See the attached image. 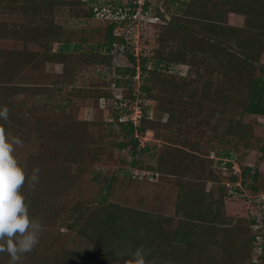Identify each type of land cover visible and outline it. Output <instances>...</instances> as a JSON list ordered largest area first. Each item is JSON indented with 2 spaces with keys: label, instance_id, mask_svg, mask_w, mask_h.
Wrapping results in <instances>:
<instances>
[{
  "label": "trees",
  "instance_id": "1",
  "mask_svg": "<svg viewBox=\"0 0 264 264\" xmlns=\"http://www.w3.org/2000/svg\"><path fill=\"white\" fill-rule=\"evenodd\" d=\"M128 1L129 7L134 9L132 12H135L139 7L137 0ZM189 3L191 5L186 18L179 15L173 18L174 15L171 14L167 23L162 24L160 42L167 50L166 57L163 58L162 55V58L151 59L154 70L145 80L146 84L140 87L144 95H150L157 100L162 116L168 115L166 121H157L153 124L156 121L149 120L143 113L139 124L135 125L132 120H120L121 114L115 111L113 117L119 127L122 141L103 143L105 133L102 129L98 134L99 143L92 144L94 147L84 144L76 150L71 149L69 153L74 163H82L84 157L78 159L76 154L78 152H84L86 155L87 151L94 150L97 146H104L105 149L110 147L113 150L124 149L130 145L132 156L130 166L135 170L153 173L151 176L157 174L176 176L180 179L186 177L184 180L187 182L184 187L182 186L184 190L175 210L178 218L176 226L173 230H168L167 226L172 220L170 217L158 216L155 219L151 215L136 213L131 208L118 205L105 208L100 203L97 205L99 210L96 208L92 214L91 210L86 212L85 222L78 231V238L84 239V242L79 240L81 248L58 251L57 258L60 260L58 264H127L134 259L133 253L140 247L144 249L146 264H254L251 262V255L255 253L257 237L264 236V229L254 232L252 226L256 222L253 219H238L230 225L228 221L220 219L219 215L225 205V199L233 197L232 193H226V184L238 183L239 188L235 190L239 193H242V187H245L250 195L259 194L264 191L262 189L264 187H257L254 182L259 180L260 173L252 171L249 166L241 167L240 174L232 173L231 163H227L225 165L229 174L223 176L220 166L212 167L214 157H210V153H215L218 158L229 159L232 152L237 154L242 151L240 150L242 147L250 148L252 129L242 122V118L245 115L264 117V66L259 68L255 66L260 53H264V0H190ZM141 7L143 11H147V16L157 14L161 16L157 11L150 12L149 0H144ZM4 9L25 15L23 39L27 43L36 45L41 51L23 50L19 54L21 58L17 63L11 60L14 53H10L9 58L0 52L2 95L5 94L8 84L13 79L12 75L18 68L34 66L38 60L61 62L67 77L75 71V55L82 43L73 41L76 34L73 30L64 29L56 23L55 14L67 9L73 19H91L95 14L91 0H0V12H7ZM227 13L243 16L244 26L223 27L221 23L210 24L207 21L222 20ZM146 15L142 13L140 16L141 23ZM197 18L201 19L199 27H190L197 22L195 21ZM109 23L105 31V41L100 46L106 53L102 55L101 63L108 64L109 57L123 53L124 57L134 64L137 57L135 58L127 40L129 35L133 38V32L122 25L124 22ZM147 23L151 24L146 22L142 25L146 26ZM190 29L194 30V34L190 33ZM2 30L4 28L0 24L1 39L12 38ZM179 38L181 41L177 44ZM54 44L57 48L51 53ZM96 48L91 46L89 51L98 50ZM120 48H125L126 51L121 52ZM145 62L146 60L142 59V73L146 71ZM173 64L197 67L205 65L206 72L217 75L215 77L217 80H208L204 83L206 90L198 96V90L187 85L186 82L181 86L180 92L175 90V78L168 74L164 78L158 77L157 85H149L154 81V79L150 81V78L159 73V66L168 67ZM123 71L128 73V80H132L135 76V69H123ZM218 75H223L225 79L219 80ZM123 83L119 79L115 81L118 87ZM129 83L128 81L126 84ZM94 88L88 92V95L96 99L102 98L104 93H101L98 87ZM19 89L23 91L21 88L17 90ZM154 89L157 91L154 92ZM33 95L40 93L36 94V91H33ZM76 95L88 96L81 89H76ZM3 96L0 97V108L12 106L11 101L9 105L5 103ZM49 99L50 96L44 97L41 108L37 109L38 112L49 109L45 103L49 102ZM204 102L211 104L212 107L203 117H199ZM69 103L70 100L66 99L65 105L57 109L64 110ZM41 114L39 118V115L29 110L23 116L20 110L18 112L9 110V122L0 119V126L4 127L9 138L16 136L22 140L30 130H39V121L45 119ZM216 116L220 119L226 116L229 119L227 122L224 121L227 124L220 132H217L220 123L212 125L210 131L213 133L207 139L209 118ZM73 120L75 119L71 121ZM147 131H152L157 139H161L158 133L161 131L170 136L165 137L163 142L171 140L161 146L155 166L143 165L136 159L139 153L148 149H141L139 143V136L142 137ZM175 134L180 136L179 141L173 139L176 138ZM39 136L43 137V135ZM262 141L264 145V139ZM177 142L180 143V148ZM260 151L264 154V146ZM44 154L41 152L38 154L39 158L29 157L20 160L19 166L24 169L27 176H31L33 168L45 165ZM237 155L239 158L242 156L240 153ZM236 160L241 165V159ZM249 179L252 183H246ZM208 182L212 183L209 189L206 188ZM46 187L44 179L41 178L35 185L34 192L29 190L27 183L22 189L32 218H39L42 205L49 202L45 201V196H39L45 192ZM106 188L108 192L109 186ZM261 203L264 205V199ZM76 211L77 209L74 208L73 214ZM82 220V217H75L67 227L74 230ZM76 243L78 244L77 241L73 242L71 246L74 247ZM33 252L25 254L23 260L31 257ZM260 258L264 260V255ZM8 260L7 253H0V261L8 263ZM36 264H43V260L39 262L36 260ZM45 264L53 263L47 259Z\"/></svg>",
  "mask_w": 264,
  "mask_h": 264
},
{
  "label": "rangeland",
  "instance_id": "2",
  "mask_svg": "<svg viewBox=\"0 0 264 264\" xmlns=\"http://www.w3.org/2000/svg\"><path fill=\"white\" fill-rule=\"evenodd\" d=\"M139 1L140 4H143V0ZM189 1L149 0L150 12L157 11L161 13V16L157 14L158 19L155 20L144 19L142 23L152 22L151 24L147 23L146 26H143L140 21H131L133 17L130 14L132 10H129L128 0H91L95 11L91 19H73L69 16L67 9H62L63 11L60 10L55 14L56 23L64 29L73 30L76 33L73 41L82 43L75 55V71L67 77L61 62L38 60L34 66L24 65L25 68H22L23 66L18 68L13 73V79L8 84L5 94L3 93L4 96L0 91V97H4L5 103L8 104L11 101L12 106L8 107L10 111L18 112L20 110L25 116L29 110H32L33 113L39 115V118L41 113V117H45L41 121L38 118L39 130L29 129L30 132L26 133L25 138L21 140L22 145L15 146L16 151L14 152L18 162L29 157H38L41 152L45 153L44 157L46 158L45 165L39 167V180L43 178L47 186L45 192L39 196H45V201H49L48 204L44 203L40 210L39 220L43 230L32 256L22 260V264H36V260L38 262L43 260V264H45L47 259L53 264L55 262L58 264L60 261L57 258L58 251L69 248L80 249L79 240L84 242V239L78 238V231L82 223L85 222L86 212L91 210L92 214L96 208L99 210L97 205L100 203L105 208L113 205L131 208L136 213L151 215L155 219L158 216L170 217L172 220H170L171 224L167 226L168 230H173L176 226L178 218L175 215V210L183 193V187L186 185L187 181L184 180L186 177L180 179V177L168 175L154 174L151 176L153 173L135 170L130 166L132 160L130 145L124 149L114 148L113 150L110 147L105 149L104 146H97L94 150L87 151L86 155L84 152H78L76 153L78 159L84 157L82 163H74L69 153L71 149L76 150L81 145L99 143L97 141L98 134L102 129L105 133L103 143L122 141L119 127L113 117L115 111L119 115L121 114L120 120H132L135 125L139 124L143 113L148 116L149 120L156 121L153 124H156L157 121H166L168 115L162 116L157 100L150 95H144L140 87L146 84L145 80L154 70L151 59L162 58V55L163 58L166 57L167 50L160 42L162 24L167 23L171 14L174 15L173 18L175 15L186 18L191 5ZM25 18V15L20 12H0V24L4 28L2 31L12 36V38L1 39L0 34V52L9 58L11 57L10 53H14L11 60L15 63L21 58L19 54L23 50L41 51L36 45L27 43L23 39ZM120 19L130 21L129 24L122 25H125L128 31L133 32L134 39L129 35L127 40L135 58L137 57L135 63L129 62L123 53L111 58L108 56V64L101 63L102 55H106L105 49L100 47L105 41L106 27L110 25L109 22L122 21ZM195 21L197 24H191L190 27H199L201 19L197 18ZM207 21L210 24L221 23L223 27L241 28L244 26V17L233 13H227L222 20ZM190 33L194 34V30L190 29ZM202 34L204 33L202 32ZM180 41L181 38L176 43L179 44ZM91 46L97 47L98 50L90 52L89 47ZM56 48L57 46L54 44L51 53ZM120 51L126 50L120 48ZM142 59L146 60V71L143 73L141 71ZM255 66L258 68L264 66V53H260ZM123 69H135V76L132 80H128V73H125ZM158 72L154 75L155 77L150 78V81L154 79L155 82L153 81L149 85H157L158 79L164 78L168 74L175 78V90L180 92L181 86H184V82H186L187 85L198 90L197 96L206 90L204 83L208 80H217L215 78L217 75L206 72L205 65L200 67L179 64L168 67L161 65ZM118 79L124 82L119 87L115 85V81ZM218 79L224 80L225 78L223 75H218ZM128 81L129 85L126 84ZM94 87H98L100 92L104 93L102 98L96 99L92 95H88L89 91L95 89ZM18 88L23 91L17 90ZM76 89H81L88 96L76 95ZM33 91L40 95H33ZM156 91L157 89H154V92ZM45 96H50L49 102H45L49 109L46 108L44 112L42 110L38 112L37 109L41 108ZM66 99L70 100V103L66 105L67 108L57 109V107L65 105ZM211 107V104L204 102L199 117H203ZM72 119H81L82 122L71 121ZM209 119L207 139L213 133L210 131L212 125L220 123L218 126L220 128H217V132H220L227 124L224 121L227 122L229 118L225 116L220 119L216 116ZM242 122L252 129L251 147H242L240 149L242 151L238 152L242 154L240 158L235 152H232L229 159L218 158L214 155L215 153L211 152L210 157H214L212 167L220 166L221 174L227 176L229 174L225 165L227 163H231L232 173L237 174H240L241 167L249 166L253 169L252 171L260 173V178L254 182V185L264 187V181H262L264 178V154L260 151V148L264 146L262 141L264 139V117L245 115ZM158 133L161 135V139H157L152 131H147L142 137L139 136L140 148H148L136 156V159L143 165L155 166L161 146L171 141L169 139L163 142L165 137L170 136L161 131ZM39 135H43V137ZM175 136L176 138L173 139L179 141L180 136L177 134ZM177 144L180 148V143L177 142ZM217 147L221 150L220 146L217 145ZM236 159H241V165ZM47 174L51 177L45 176ZM246 183L252 182L249 179ZM211 185L212 183L208 182L206 188L209 189ZM108 186L107 192L106 187ZM226 188V193H232L233 197L225 199V205L219 218L228 221L227 223L230 225L238 219H253L256 224L252 226V230L254 232L262 230L264 227V205L261 203L260 197L264 196V191L250 195L245 187H242V193L237 192L235 189L239 188L238 184H227ZM262 189L264 190V188ZM74 208L77 211L73 214ZM93 208L95 209L93 210ZM75 217H82L83 220L78 222L74 230L69 229L67 226L74 221ZM75 241L78 244L76 243L72 247L71 244ZM255 242L256 248L254 255H251V262L264 264V260L260 258L264 255V236H258ZM0 264L8 263L0 261Z\"/></svg>",
  "mask_w": 264,
  "mask_h": 264
},
{
  "label": "clouds",
  "instance_id": "3",
  "mask_svg": "<svg viewBox=\"0 0 264 264\" xmlns=\"http://www.w3.org/2000/svg\"><path fill=\"white\" fill-rule=\"evenodd\" d=\"M0 119L9 122L7 106L0 108ZM20 145L22 141L18 137L9 138L0 126V253L8 254V264H22L25 254L38 245L43 230L39 218L30 217L22 194L26 183L30 191H35L40 169L35 167L30 177L26 175L14 156L15 146ZM133 256L127 264H146L143 247L137 248Z\"/></svg>",
  "mask_w": 264,
  "mask_h": 264
},
{
  "label": "built area",
  "instance_id": "4",
  "mask_svg": "<svg viewBox=\"0 0 264 264\" xmlns=\"http://www.w3.org/2000/svg\"><path fill=\"white\" fill-rule=\"evenodd\" d=\"M83 1H87V0H83ZM144 1V0H143ZM137 2V5L139 6L136 10H135V12H131L130 14H131V16L133 17L132 19H131V21L133 20V21H140V16H142V13L144 14V15H146V13H147V11H143V7H141V5L142 4H140V1L139 0H137L136 1ZM129 10H132V11H134V9L133 8H129ZM148 18V20H155V19H158L157 17H155V16H145L144 18H143V20L145 19H147ZM120 20H122V21H116V22H118V23H122V22H124L123 24H129V22L130 21H125V20H123V19H120ZM114 22V21H113ZM149 22V21H148ZM150 23H152V22H150ZM144 173H146V172H144ZM238 184V183H237ZM227 185V184H226ZM239 185V184H238ZM264 199V196H262V197H260V201L262 202V200ZM264 228V227H263ZM262 228V229H263ZM262 237V236H261ZM260 248V247H259Z\"/></svg>",
  "mask_w": 264,
  "mask_h": 264
}]
</instances>
